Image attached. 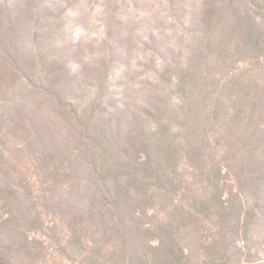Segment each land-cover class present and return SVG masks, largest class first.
Here are the masks:
<instances>
[{
	"label": "trees",
	"instance_id": "obj_1",
	"mask_svg": "<svg viewBox=\"0 0 264 264\" xmlns=\"http://www.w3.org/2000/svg\"><path fill=\"white\" fill-rule=\"evenodd\" d=\"M53 17L0 2V264H264V0H203L108 110Z\"/></svg>",
	"mask_w": 264,
	"mask_h": 264
},
{
	"label": "rangeland",
	"instance_id": "obj_2",
	"mask_svg": "<svg viewBox=\"0 0 264 264\" xmlns=\"http://www.w3.org/2000/svg\"><path fill=\"white\" fill-rule=\"evenodd\" d=\"M1 1L11 5L18 3V0ZM34 1L40 9L49 10L53 19L61 24L53 46L65 50L67 55H75L69 58L68 67L71 72L80 74L81 79H86L82 81L83 94H95L98 84L96 88L86 85L102 81L100 93L104 94L108 110V97L119 106L125 92L137 91L138 83L152 80V73L143 67L144 64L149 66L150 52L195 43L191 36L197 35V18L203 0ZM27 39L31 41V34ZM127 49H131L130 52ZM143 49L150 52L144 54ZM155 65L158 69L160 62ZM93 67L103 69L99 82L91 80Z\"/></svg>",
	"mask_w": 264,
	"mask_h": 264
}]
</instances>
